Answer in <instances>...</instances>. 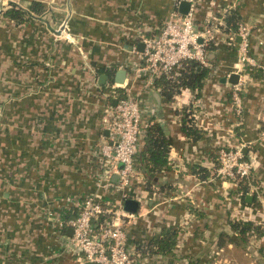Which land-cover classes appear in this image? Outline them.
Here are the masks:
<instances>
[{"label":"crops","instance_id":"crops-1","mask_svg":"<svg viewBox=\"0 0 264 264\" xmlns=\"http://www.w3.org/2000/svg\"><path fill=\"white\" fill-rule=\"evenodd\" d=\"M30 1L41 3L43 13L16 25L2 15L11 3L0 0V70L10 77L0 101V153L6 165L0 180V264H85L82 254L63 247L70 227H59L54 219L74 217L75 202L88 195L105 204L123 201L112 168L119 164L100 149L111 142L104 119L114 104L109 86L115 75L98 84V69H124L123 82L128 81L129 65L139 62V34L157 33L181 0H18L14 5L26 10ZM188 1L195 29L213 45L207 50L208 75L198 97L181 87L168 100L159 86L146 87L141 79L133 85L142 119L159 123L169 146L168 166L150 174L136 169L126 189L139 203L136 219L126 225V245L134 264H264V0ZM230 10L251 33L248 54L255 66L243 65V74L239 39L220 27ZM62 23L70 39L55 37ZM231 73L238 75L235 82ZM243 75L238 117L231 86ZM183 111L202 132L199 139L181 130ZM239 144L252 164L250 198L244 200L228 195L233 186L213 176L216 149ZM198 168L207 171L206 179ZM101 181L109 182L106 191ZM233 219L249 221L259 231L240 243L229 224ZM165 228L176 230L172 252L146 249Z\"/></svg>","mask_w":264,"mask_h":264},{"label":"built area","instance_id":"built-area-1","mask_svg":"<svg viewBox=\"0 0 264 264\" xmlns=\"http://www.w3.org/2000/svg\"><path fill=\"white\" fill-rule=\"evenodd\" d=\"M8 1L11 4L18 2ZM218 23L221 24V21ZM56 33L70 39L65 28H57ZM205 33L208 34L209 30ZM231 34L239 38L236 49L240 64L238 72L243 74L246 66H255L254 60L248 54L251 33L244 23H240ZM139 37L144 46L139 52V62L129 65V80L109 86L114 104L107 106L108 116L104 121L111 142L100 147L102 154L113 161L114 165L122 164L119 168L112 166L118 179L116 191L121 193L122 200L128 196L126 189L137 174L133 163L134 155L141 147L144 130L149 125L142 119L139 96L132 90L136 79H141L140 82L144 86L152 87L155 80L161 76L174 79L186 62L194 61L209 67L204 35L194 27L191 5L188 13L184 15L176 10L172 11L157 33L139 34ZM243 65L245 67H242ZM244 77L245 75L231 86L233 112L238 117L242 113L241 92L246 81ZM92 83L96 85L95 80H92ZM261 136L264 137V129ZM243 147L239 144L216 149L218 164L213 176L217 181L234 186L238 180L250 175L252 164L244 158ZM108 178L109 176H105V180ZM108 183L101 181L99 186L106 191ZM74 206L78 208V212L69 219H54L53 212L48 213L50 221L54 219L59 227L66 224L71 229V235L62 240L64 248L82 254L84 261L91 264H134L133 253L126 245V225L134 222L135 213L124 211L121 201L107 207L102 199L95 195L86 196L82 201L75 202ZM103 215H110L109 220L100 221Z\"/></svg>","mask_w":264,"mask_h":264},{"label":"trees","instance_id":"trees-1","mask_svg":"<svg viewBox=\"0 0 264 264\" xmlns=\"http://www.w3.org/2000/svg\"><path fill=\"white\" fill-rule=\"evenodd\" d=\"M43 11L44 6L41 3L37 1H30L28 9L25 10L20 8L19 6L11 4L6 10L3 11L2 15L4 18H7L14 24L18 25L28 22L31 18V14L38 16L41 15ZM241 19L242 17L235 10H230L223 16V25H221L220 27L222 28L223 32L232 33L236 31V28L239 25ZM159 28L157 30H159ZM205 48L206 50H211L213 48V45L209 42L207 43ZM115 68L116 67L114 66L109 68L101 67L98 70L99 73L105 74L108 78H111L115 75ZM256 70L257 71L255 73L262 75L260 73L261 69ZM30 71L31 69L29 68L28 72L31 73ZM44 72L45 74L47 73V71L43 70L42 74ZM38 75L39 74H34L32 76L36 78V76ZM207 75L208 69L206 67L200 65L197 62L189 61L183 64L182 68L178 70V75L174 79H167L166 77L161 76L160 78L155 80L154 85L162 88L163 95L168 100H171L174 95L179 93L181 87L188 88L190 91L195 93V97H198L203 85V80L207 77ZM261 77L264 78L263 75ZM0 109L3 113L1 106ZM189 113L190 112L186 111L179 113L181 114V130L188 138L197 140L201 137L202 132L195 126L194 121ZM141 142V147L134 155L133 163L134 167L137 170L150 174L159 172L168 166L167 153L169 144L159 123L149 124L145 128ZM196 172L199 177L203 179H206L208 176L207 171L202 168H198ZM251 175L252 173H250L247 178L238 180L236 185L233 186L234 189H230L228 195H236L240 200H244L247 193H249L247 181H250ZM127 197L128 196H126L125 198ZM105 206L110 207L112 206V203L105 204ZM109 218L110 215H103L99 220L107 221L109 220ZM229 224L232 232L236 234L238 242L240 243L244 242L247 239L249 233L259 231L258 226L252 224L249 221H243L242 219H233L229 221ZM175 236V229L165 228L159 237H155L151 240L146 249L160 255L170 254L175 245ZM228 240L232 241V239Z\"/></svg>","mask_w":264,"mask_h":264},{"label":"water","instance_id":"water-1","mask_svg":"<svg viewBox=\"0 0 264 264\" xmlns=\"http://www.w3.org/2000/svg\"><path fill=\"white\" fill-rule=\"evenodd\" d=\"M189 8H190V2L188 0H181L179 2V5H178V12L181 15H184V14L188 13ZM69 13H70V10H69ZM64 27H65V24L62 23L60 28L63 29ZM143 46H144V44H143L142 41L138 42L137 48H138L139 51H142ZM124 77H125V70L124 69H117L116 72H115V76H114V82L116 84H122L123 80H124ZM230 77H234L235 78L234 82H235V80L238 77V75L236 73H231ZM106 79H107V76L105 74H100L98 76L97 82H98V84H103V83H105ZM243 149L244 148H242V152H243ZM119 167H122L121 163H119ZM246 198L249 199L250 195H246ZM122 204H123V210L126 211V212L136 213L138 211L139 203H138L137 200H135V199H133L131 197L125 198L122 201ZM85 264H91V263L87 262Z\"/></svg>","mask_w":264,"mask_h":264},{"label":"rangeland","instance_id":"rangeland-1","mask_svg":"<svg viewBox=\"0 0 264 264\" xmlns=\"http://www.w3.org/2000/svg\"><path fill=\"white\" fill-rule=\"evenodd\" d=\"M54 34H56V36L55 37H57V38H59V39H65L64 37H63V34H59V33H56V31L54 32ZM21 61V60H20ZM47 64H48V62H47ZM1 65H2V63H1V54H0V69H1ZM23 73H24V71H23ZM43 74H45V72L43 73ZM6 73H4V72H2L1 70H0V101H2V97L4 96L3 95V93H6V87H9L8 86V83H10V80H9V78L10 77H7L6 78ZM16 77V76H15ZM32 79L33 80H35V79H39V75L38 76H36V78H34V77H32ZM31 80V79H30ZM3 113L1 112V109H0V132H1V127H2V121H1V117L3 116L2 115ZM3 160H5V158H4V156L0 153V180H2L4 177H3V172L4 171H6L5 169H6V165H5V163H3Z\"/></svg>","mask_w":264,"mask_h":264}]
</instances>
